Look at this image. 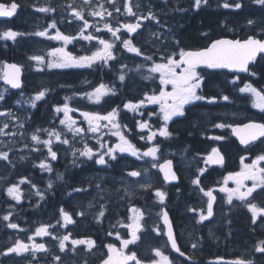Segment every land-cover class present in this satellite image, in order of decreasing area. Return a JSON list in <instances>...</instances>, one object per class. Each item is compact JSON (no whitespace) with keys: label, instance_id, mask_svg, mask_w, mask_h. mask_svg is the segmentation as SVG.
<instances>
[{"label":"flooded vegetation","instance_id":"flooded-vegetation-1","mask_svg":"<svg viewBox=\"0 0 264 264\" xmlns=\"http://www.w3.org/2000/svg\"><path fill=\"white\" fill-rule=\"evenodd\" d=\"M125 2L126 0H116L115 6L120 8V12L115 11V8L109 3V0H91L88 5V22L94 25V27L87 29V33L85 34L91 33L110 42L114 41L115 43V48L113 49V53L116 57L115 60L108 61L107 64L102 61L96 62L92 67H87L89 82L88 92H92L95 87H98L102 83L115 90L113 96L114 101L112 103L110 102L112 97H109L110 99L107 96L103 98L102 102L104 107L99 108L102 113L107 110H112L117 106L122 109L124 108L123 105H121L122 103H127L129 101L135 103L143 99L145 93L151 95L153 92H156L158 94L159 88L163 86L159 83V74L150 73V69L154 62H164L161 57L172 52H178L179 48H201L206 46L213 39L222 37L244 39L249 35H256L255 28L253 27L254 24L249 25L248 22L231 21L226 23L218 22V24H216L218 26L216 28H219L218 31H220V35L218 36H214L212 33L213 24L208 23H206L202 29H199L198 33L196 32L191 36L190 32L187 34L185 32L194 24V22L190 21L192 15L199 11L193 8V0H132L134 11L137 16H147L149 12H151L155 14L159 21V23H157L155 20H140L142 27L137 30L140 33L139 35L136 33L127 34L121 29L123 33L122 38L134 37L133 43L141 48L143 55L138 56L135 53H130L123 49L120 41L114 40L111 33H108L103 27L105 22H108L113 27H119L124 23L137 22L135 17L128 16L124 11L123 5ZM101 4H103L107 11L112 12L111 17L106 15L104 20H101L100 17L89 15L91 11L98 10ZM137 4L139 5L138 8L135 7ZM203 12H206V10L204 9ZM72 26L75 27L73 22ZM225 26L229 27L228 35L226 36L222 35V29ZM96 27H99L101 31L97 32ZM203 33H207V38L202 35ZM75 35L76 39L74 41L77 39L80 40L79 32H76ZM176 41H180L179 46L176 45ZM88 43L89 46L86 51L88 55H91L97 48L102 47L98 44L97 40L88 41ZM77 46L79 47L80 44L72 45L70 50L73 53L78 52ZM145 56H151L152 60H146ZM124 65H126V67H123ZM252 67L253 65H250L251 70L255 72ZM198 71L201 72V75L204 77L202 84L203 94L206 97H216V100L212 103L204 100L197 101L195 104L186 105L185 114L183 116L173 117V119L167 123L172 130L169 143L171 146L178 147L180 152H192L197 155L203 148L204 142L207 141V139H204L203 135L207 133H209V135L216 133L227 137V141L222 142L218 146H214L218 147L224 154L226 158L225 164L216 166L208 165L205 170L206 172L200 177V179L205 178V181H207L205 182L204 190H213L216 195V200L218 201V187L222 184V174L225 171L229 173L239 172L242 167V157L244 158L243 163H252L256 155L264 152V144L257 141L251 146L246 147L241 145L238 139L233 136L231 128L229 130H219L215 128L212 130L211 128L208 129L207 125L213 121L217 123H229V125L232 126L248 123L250 120L264 122V112L252 107L251 95L239 91L245 84L250 83L257 89L264 88V84L259 85V83L263 81L257 82L256 76H250L248 73H233L220 69L206 68L198 69ZM121 74L125 75V80L123 82L118 80ZM145 76H151L153 78L145 79ZM233 81H235V83H233ZM44 88H47V85H45ZM75 89L78 90L79 86ZM165 90L170 91L171 86H168ZM225 95L229 97V100L225 101L222 99ZM113 103L114 105L112 107ZM138 112L143 113V115L140 114L138 116L137 114L136 116H130L129 119L134 121V119L138 117L139 120L142 121H151L156 125H164V121L160 115L159 105L148 104L146 102L145 106L139 109ZM192 119L196 125H194V128H188L186 125L188 122L191 123ZM175 125L185 127L183 129L179 127L172 128V126ZM185 140L188 142L189 140H193L198 144L192 146L190 143H186ZM212 148L213 147L205 150L204 154L206 153V157L211 152ZM173 159L177 164L180 181L173 185H167L168 204L165 206L169 211L178 245L181 251L185 253V256L181 257L179 253L172 250L165 236L162 234L163 230H161V234H157V232L153 230L157 226L153 223V220L144 223L146 227L138 234L140 239L136 244L129 247V250L135 252L143 264H151V261L157 258L154 255V249L162 246V251L170 260L174 261V264H234V262L238 260L253 261L254 264H264V253L255 251V246L260 241H264V218H258L257 223L253 224L251 222V213L248 209L244 206H238L236 210H230L223 216L220 215L221 219L219 218L218 226L213 225L217 217L215 212H213L212 217L198 223L200 210L203 209L206 214V202L204 200L205 204L203 202L200 205L195 203L197 202V196L188 192L190 190L189 183L186 181L185 173L180 170L178 166L179 159L176 156H174ZM65 163H71L72 166L74 164L72 162H63L62 160H57L53 164L56 165L58 169H62ZM261 166H264V163H262ZM58 174L62 175L60 172H58ZM56 180L58 185L62 184V179H58V176ZM252 183L253 182L250 180L245 182L247 187H251ZM230 185L233 188L236 187L233 181H231ZM73 187L74 184L72 185V190ZM155 188H161L160 184L155 185ZM244 190L246 189H242V191ZM62 192V187H58L57 202L61 205L58 215H56L60 221L58 225L61 227L63 224L62 217L60 216L61 208L72 215L75 223L67 225V227H71L70 230H66L65 227H62V234L58 231L56 232V237H62L65 234L71 233V238L75 239L92 238L95 240L96 246L91 251H86L85 245H79L76 247L75 251H72L71 243L68 241L66 242L68 243L67 249L61 252L59 244L53 246L50 245L48 241L46 242L34 236L33 240L25 241V243L30 245L33 242L43 243L48 249V252H37L35 259H33L32 256L21 257L20 259L13 256V264H101L103 259L107 256L108 249L106 246L108 244H113L119 248V245H121L120 242L112 239L111 235H107L109 232L114 233L116 231L115 228L111 229L107 220L104 221L105 230H102L103 228L100 226L102 223L101 221L96 224L92 223V230L81 233L79 228L81 222L75 212L74 201H71L72 192L67 195L64 201L66 206L63 203ZM249 200L264 206V192L257 189ZM183 201L190 209L197 210L186 211V208L182 205ZM239 209H243V212H240ZM47 216L48 215L45 214L42 217L44 218ZM237 221L246 223L247 228L243 227L242 230L237 228L235 226V222ZM227 225L230 226L229 230L225 229ZM55 226L57 227V225ZM240 237L242 238L241 240ZM228 242L231 243L229 246L228 244L224 245ZM193 243L197 245L196 248H192ZM57 255L61 257L60 262L54 261V257ZM0 264H4V262L0 260Z\"/></svg>","mask_w":264,"mask_h":264},{"label":"snow or ice","instance_id":"snow-or-ice-1","mask_svg":"<svg viewBox=\"0 0 264 264\" xmlns=\"http://www.w3.org/2000/svg\"><path fill=\"white\" fill-rule=\"evenodd\" d=\"M91 0H85V3H90ZM253 2L257 5L264 6V0H253ZM109 3L115 8L116 12H120V8L116 7V0H109ZM208 0H193V8L199 10L202 5H207ZM223 8H233L240 9L243 5L238 2V0H233L232 3H229L228 0L222 5ZM20 5L16 2V0H9V2L5 3L0 0V17H13ZM135 7H139V5H135ZM68 8L71 9V15L74 19L78 21H82V26L79 28V37L83 40L92 41L97 40L98 44L102 47L97 48L96 51L92 52L91 55H83V56H75L71 52H68L65 47L53 48L48 53V56L52 59L46 63L47 68H85L92 67L96 62L102 61L107 64L108 61L115 60L116 57L113 53V49L115 48L114 41L110 42L106 39L97 37L91 33L85 34L86 30L90 27H94V25L89 24L88 20L85 18L82 10H78L74 8L71 4L68 5ZM124 11L128 16L135 17V23H124L119 27H113L108 22L104 23V30L108 33H111L114 40H119L122 44L123 49L127 50L130 53H135L136 55H143L141 48L137 47L133 43L134 37L130 38H122L123 33L121 29H123L127 34L136 33L139 35L140 33L137 31L142 27L140 20H155L159 23L157 17L154 13L149 12L147 16H137L134 11V5L132 0H126L123 5ZM39 12H54L55 9L52 7H39L36 9ZM89 15L93 17H100L101 20H104L105 16H112V12L107 11L104 8L103 4L99 6L98 10H93L89 13ZM255 22L252 20L248 21L249 25H253ZM51 29H55V34L49 36L47 29L44 31H37L35 33H29L30 35L47 37L48 39H53L57 41H63L64 45H68L73 43L76 39L75 36L65 35L62 33L56 25V22L53 21L49 26ZM96 31L100 32L101 29L96 27ZM119 33V35H118ZM25 35L22 32H17L12 29H6L0 31V40H11L16 41L18 36ZM202 35L207 38V33H203ZM180 41H176V45L179 46ZM260 60H264V28H261L260 35H249L244 39H213L206 46H203L198 49L191 48H179L178 52H172L161 59L164 62L153 63L150 73L159 74V83L161 88L158 90V94L153 92L151 95L148 93L144 94V98L133 103L131 101L125 103L123 107L129 111L137 112L139 109L145 106V103L148 104H157L160 106V115L164 121V125L157 129V131L151 132V134L147 137L149 141L155 139L157 135L161 137L168 138L172 135V133L168 130L167 123L173 119V117L183 116L185 114V106L189 104H195L197 101L207 100L209 103L215 102L216 97H206L202 92V84L204 81V77L201 75V72L198 69L206 68V69H227L229 72L233 73H248L250 76H256L257 73L253 72L250 68V65H254L257 62V58ZM30 60L36 61L39 65H45V57L41 55H34L29 57ZM146 60L151 61V56H145ZM123 67H126L124 65ZM38 70H43L42 68ZM22 74V66L17 64H8L5 63L0 66V79L4 81L5 84L10 85L13 89H22L23 83L21 80ZM145 79L153 78L151 76H145ZM238 79V77H237ZM119 80L123 82L125 80V75L121 74L119 76ZM235 83V81H233ZM171 86V90L167 91L165 89ZM61 87H64L61 85ZM7 89H4L3 92H0V101L5 99L4 92ZM50 89L44 88L41 91H38L29 101L32 107H36V102L41 101L45 98ZM239 91L241 93H249L252 97V107L259 109L261 112H264V88L257 89L252 84H245L243 88H240ZM115 94V90L113 88L108 87L105 84H100L98 87H95L92 92L84 93V97L89 101L99 104L103 97ZM72 97H65V103L62 106L57 105L54 106V110L56 113H63V119L60 120V124L64 125L69 133L73 134V137L77 135L83 134L85 131L91 133H99L102 128H107L109 125L111 126V135L116 136L118 138V143L114 146L105 147L103 143L100 144V149L94 151L92 147H89L87 143H84L82 149H73L72 155L74 157L73 163H76V160L80 157L87 158L88 160H94L96 164L99 165H108L110 160L117 159V153H128L129 155L140 159L142 157H152L153 160H157V153L160 151L158 145L147 148L143 153L140 152L139 149L126 137V135L121 131V128H126L127 125H121L119 122V106L113 108L111 111H108L105 114H100L98 112H89L84 111L81 115L84 117L87 122V129L77 127L76 121L71 117L70 113L76 111L77 109H73L69 106L67 101H70ZM223 100H229L228 96H223ZM143 115V113H140ZM155 114V113H152ZM11 116L12 113L10 111H0V116ZM105 122V123H101ZM141 130L149 128V124L147 121L138 122L137 125ZM217 128H231V132L234 136H236L241 145L246 147L251 146L255 142L259 141L264 144V122H256L249 121L248 123H241L235 126L227 125V124H216L214 125ZM8 124H4L3 127H0V134H5L4 129L8 128ZM23 127V125H21ZM46 131L48 135V139H41L39 135L36 133L32 134L31 140L35 142L36 145H42L47 148V156L44 160H41L39 164V168L43 171L52 172L53 169L49 162V158L51 161L57 160V151L53 150V137L56 141L62 144H69L68 139H62V134L60 132L47 131L37 129V132ZM14 135V134H13ZM144 139L143 136L140 137ZM215 140H223L225 137L216 136L213 137ZM99 142V141H98ZM35 151L40 152L42 148L37 147ZM78 153V156H77ZM106 157L108 159H106ZM0 159L8 160L7 152H0ZM23 160L24 157H21ZM223 156L220 154L218 148L213 147L211 152L207 155L206 160L204 161L207 165H222L223 164ZM244 158H241L242 167L239 172L229 173L224 178V185L220 188V191L226 194L227 203L232 204L233 200H239L243 206H245L248 211L251 213V222L253 224L257 223L258 218H264V206L258 205L255 202L249 200L252 197V194L260 189L261 192H264V166H261L264 163V152L255 156L252 163L245 164L243 163ZM153 168H159L160 172L163 173V180L165 182H171L178 179L175 172L172 171V161L165 160L163 164L152 163ZM206 169H199L200 175H203ZM147 172V169H145ZM129 176L139 177L141 175L140 171H131L128 173ZM58 179H62L61 176L58 175ZM231 180L235 183V188H228L227 183ZM252 181V186L247 187L245 182ZM31 183L27 178H24L20 181V183ZM192 183L199 187L200 185V177L197 176ZM32 187H36L32 185ZM52 187V182L49 181V188ZM99 187V185H97ZM142 188H150L151 185H141ZM242 189H246L242 191ZM84 189H73V191H83ZM203 195L207 197L206 201V214L203 209L200 210V214L198 217V223L207 220L208 218L213 216V204L216 200V197L213 195V190L209 189L205 191L203 188H199ZM8 197L16 202H20L22 198V193L19 188V185L13 184L12 186L6 189ZM38 196H41L43 199V194L37 191ZM155 196L158 198L159 203L163 206L166 201L167 193L161 189L155 190ZM91 206V205H90ZM103 207V206H102ZM130 211L133 213L132 216L127 219L130 220V223L121 224V227L127 229L128 239H121L119 232L116 233L117 239L121 240V246L117 248L113 244H108L106 247L108 249L107 257L102 261V264H143V262L137 257V254L133 251L129 250V245H134L140 239L138 235L141 231L146 227L143 220V213L132 207ZM190 211H196L195 209H190ZM78 215H83V212L77 213ZM10 213L3 216L4 221H10ZM158 217L162 220L163 225L166 228V231H163V235L167 236V243L171 245L172 250L179 253L181 257L185 256V253L181 251L180 246L178 245L177 238L174 234L173 225L169 218V214L162 207L161 212L157 214ZM60 216L62 217L63 224L62 227H67L69 224H74L75 221L71 214L66 212L63 208L60 209ZM99 217L104 216V211H100L98 213ZM57 224H60V221H57ZM8 228L17 229L19 226L16 223L9 222L7 224ZM55 227L53 225H41L35 230V236H50L52 233L49 231V228ZM115 227V226H113ZM157 234H161V229L159 225H157L154 229ZM112 232H109L108 235H112ZM59 241V249L61 252H64L67 248L66 242L70 241L72 246V251L76 250V247L79 245H85L88 251H91L95 246L96 242L92 238H82L75 239L71 238V233L65 234L62 237H54ZM29 240H33V237H28ZM197 245L195 243L192 244V248H196ZM127 250V251H126ZM255 251L264 253V241H260L255 246ZM37 252H48L45 244L43 243H32L27 244L22 240L17 239L12 246L7 248V251L4 253H0V255H8V254H16L23 255L25 253L31 254L33 259L36 258ZM154 255L158 259H153L151 264H174L173 260H170L167 255L164 254L159 248L154 249ZM54 261L60 262L61 257L55 256ZM234 264H254L253 261H242L238 260L234 262Z\"/></svg>","mask_w":264,"mask_h":264},{"label":"rangeland","instance_id":"rangeland-1","mask_svg":"<svg viewBox=\"0 0 264 264\" xmlns=\"http://www.w3.org/2000/svg\"><path fill=\"white\" fill-rule=\"evenodd\" d=\"M229 1V0H228ZM18 3L21 4L22 8L20 9V12L18 13L16 20L17 22L15 24H12L11 21H0V31L6 30V29H12L17 32H22L25 35L23 37H26L29 46L28 48V56L25 57V59H22L21 61L17 62L19 63L22 68H26L27 73V81L29 82V86L33 87L34 90H36L33 93L28 92H18L16 95V98L11 99V107L6 106H0V111H10L12 113L11 116H0V127H3L4 124H8L9 127L4 129L5 134H0V152H7L8 153V160H2L0 159V169H6L9 167L10 161L25 157L30 154L34 155V161L39 166L41 160H44L47 156V148L43 147L42 145H36L34 141L31 140L32 134L36 133L41 137V139H48V135L46 131H40L37 132V129L41 130H47V131H53L60 132L62 134V139H68L69 144H62L55 140L53 137V150L57 151V160H62L63 162H72L74 160V157L72 155L73 149H82L84 146V143H87L89 147H92L94 151L100 149V144L103 143L105 147L108 146H114L116 143H118V138L116 136L111 135V126L109 125L107 128H102L99 133H91L85 131L81 135H77L73 137L72 133H69L64 125L60 124V120L63 119V113H56L54 111V118L49 121L48 123H52V127L42 126L39 125L37 128L34 129V131L30 134H24L23 133V127L25 124V118L32 113L33 110H35L36 107H32L31 103L29 102L31 98L38 92L44 89V85L53 82L55 80H51L49 78L58 79V80H65L68 84L63 85L64 87H60L62 89L65 88H71L75 85L77 86H84L87 87L88 77L86 79H81L79 76L77 77V80H73L76 77L77 72L79 71H87V67L85 68H47L46 63L51 60L52 58L48 56V53L53 48H60L65 47V49L68 50V52H71L75 56H83L88 55L86 53L89 43L87 40H83L80 38V40L73 41V43H70L68 45H64L63 41H57L53 39H48L47 37L42 36H36V35H30L29 33H35L37 31H44L47 29L48 35H54L55 29H51L48 26L50 24H47V26H44L41 22V16L45 14V12H39L36 9L39 7H51L52 5L60 8L61 4L63 6V12H60L59 15V24L65 29L62 31V29H59L62 33L65 35H72L75 36L76 32H79V28L82 26V21H78L74 19L71 15V9L68 8V5L71 4L74 8L78 10H82L84 13L85 18L88 20V5L89 3H85V0H17ZM228 9V8H227ZM59 10V9H58ZM247 21V20H246ZM72 22L75 25L72 26ZM20 24V25H19ZM73 27V28H72ZM75 30V32H74ZM87 33V30L86 32ZM16 41L17 42L18 38ZM54 44V45H53ZM78 45L80 46L78 48V52H72L69 47L72 45ZM31 45V46H30ZM53 45V46H52ZM26 52V53H27ZM34 55H41L45 57V65H39L36 61L30 60L29 57ZM6 60L0 61V66L3 65V63ZM42 68L43 70H38ZM41 74L45 73L41 79V81L35 80L34 74ZM81 73V72H80ZM82 75V74H80ZM119 80V79H118ZM120 81V80H119ZM34 83L32 86L31 84ZM74 83V84H72ZM4 89H7L6 92H4V96L8 94H11L10 89H8L1 81L0 79V92H3ZM89 90L83 91V92H75L74 94L70 95L72 99L70 101H67L69 103V106L73 109H77L76 111H73L70 113L71 117L76 121V126L87 129L88 125L85 121L84 117L81 115L84 111L89 112H98L100 114H105L108 111L102 113L99 108H103V98L99 104L93 103L86 99L84 97V93H88ZM114 95H107V97H112L110 102L112 103L114 101ZM110 99V98H109ZM3 101H0V105ZM39 101L36 102V104ZM64 102L58 104L60 106L63 105ZM125 103H122L121 105H124ZM114 103L112 104L113 107ZM257 109V108H256ZM139 111V110H138ZM132 112L127 109L122 108V111L120 110L119 114V122L120 124L127 125L126 128L122 127L121 131L126 135V137L131 141V137L133 140L138 141L137 145L136 143L132 142L137 149L140 150L141 153L147 150L149 147L157 146L159 147L160 151L157 153V160H153L152 157H142L140 159H137L136 157H133L129 155L128 153H117V159L116 160H110L108 165H99L94 162V160H88L87 158L80 157L79 159H83V164L89 165V161L93 163V170L92 171H86L82 170L79 171L80 168L83 166V164L79 166V170L76 167V170H78V178L77 181L74 182L73 189H84L83 191H73L72 190V198L71 201H74V208L75 212L80 213L83 212L84 214L78 215V219L81 222L79 228L81 233H86V231L92 230V222L95 223L98 221H102L103 219H106L109 225L111 226V229L115 228L116 231L111 235V238L114 240H117L121 244V240L117 239L116 233L119 232L121 239H128L129 236L127 235V229L124 227H121V224H127L130 223V220L127 219L128 217L132 216L133 213L130 211L132 207H135L139 209L143 213V220L142 223H145L147 221L153 220V223L156 225H159L160 229L162 230V225L160 223V218L158 217V213L161 212V209L163 206L167 205L168 200L165 201V204L162 206L158 198L155 196V189H152L150 191L151 195L153 194V199L150 200L148 203H145L143 201V193L147 188H142L141 185H157L162 184V180L159 176L158 169L153 168L151 165L152 163H160L164 159L168 157L176 156L178 157V166L180 170H182L185 174L186 181L189 183V188L191 194H195L197 196V203L198 205L202 204L205 200H207V197L203 195V192L199 190V188H205V178L200 179V185L199 187L197 185H194L192 181L197 177H201L199 173V169H206L208 166L204 161L206 160V156L204 154L205 150L207 148H211L214 146H218L222 142L227 141V137L223 140H215L213 137L216 136H222L220 134H210L207 133L203 135L204 139H207L206 142L203 144V148L201 149L200 153L197 155H187L186 152H180L179 148L176 146H171L162 144L164 142L170 141L171 136L168 138L161 137L157 135L155 139L152 141H149L147 137L151 134L153 131H157L158 128L162 127L161 125L153 124L151 121H147L149 124V128L141 130L137 125L138 122H144L142 120H139V118L134 119V121H131L129 118L130 116H138L141 112ZM128 114V115H127ZM193 119L186 125L188 128H194V122ZM47 123V124H48ZM105 123V122H101ZM216 124H222L217 123L216 121H213L207 125V128H211L212 130L219 129V130H225L226 128H217L214 125ZM229 125V123H223ZM23 125V127H21ZM168 130L172 133V130L169 125H167ZM180 128L183 129L185 126H172V128ZM175 132V131H174ZM14 134V135H13ZM143 136L144 139H141L140 137ZM224 137V136H223ZM99 141V142H98ZM159 143V144H158ZM37 147L42 148V151L37 152L35 149ZM204 154V155H203ZM38 156V157H37ZM78 156V153H77ZM76 160V163L78 160ZM106 159H108L106 157ZM55 161H51L49 158V162L52 166V164ZM193 167L195 170V176H190L189 169ZM83 168V167H82ZM145 169H147V172H145ZM131 171H140L141 175L139 177H132L129 176L128 173ZM46 174L45 177H50L47 174H50L51 172L47 171H41ZM206 171H204L205 173ZM203 173V174H204ZM228 171H225L222 175L223 178H221L222 184L218 187L219 191V197L218 201H215L214 204V212L217 214V217L213 223L214 226L219 225V218L221 219L220 215H224L225 213H228L230 210H236L237 207H243L241 202L239 200H233L232 204L227 203V197L226 194L220 191V188L225 186L224 185V178L228 175ZM55 176V175H54ZM53 176V178H54ZM22 179H20L16 184L19 185V188L22 193V198L19 203H21L26 197H29L31 194L32 197H39L36 193L39 191L38 186L31 182V183H20ZM54 182L55 180H52ZM229 183V184H228ZM227 183L228 188H233L230 183L231 180H229ZM32 185H35L36 187H32ZM99 185V187H97ZM235 188V187H234ZM160 189V188H158ZM162 190V189H161ZM208 189H205L207 191ZM167 193V190H163ZM35 193V195H33ZM41 193V191H40ZM7 202L6 207L3 209V213H0V216L3 219V216L6 214L10 215V221H4L7 228V236L3 240V243L0 245V253H4L7 251V248L9 246H12L14 242L19 239L23 242L30 241L28 237H34L35 236V230L40 227L41 225L45 224H39L34 228L32 232H26L27 229L23 228L22 226L18 225L19 227L17 229H11L7 227V224L9 222L18 224L17 221V213L15 212L16 205L19 204L15 200H12L10 197H8L7 192ZM167 198V197H166ZM204 202V204H205ZM217 202V203H216ZM91 205V206H90ZM182 205L186 208L185 210H190L188 205L183 201ZM196 205V206H198ZM216 205V206H215ZM103 206V207H102ZM245 207V206H244ZM108 208L115 211H108ZM197 210V209H196ZM100 211H104V216L99 217L98 213ZM48 218L56 219V210H53L52 212H47ZM54 223L51 222L50 225ZM160 223V224H159ZM151 224V223H150ZM57 227L54 229L49 228V231L52 233L50 236H36L38 238H41L44 241H48L50 245H57L59 244L58 239H55L56 232L60 231V234H62V226L59 227L58 224H56ZM115 226V227H113ZM66 230H70L71 227H65ZM25 231V232H24ZM108 235V233H107ZM60 237V236H59ZM68 247V243H66ZM121 245H119L120 247ZM133 245H129L131 247ZM67 249V248H66ZM159 249L162 251L163 246L159 247ZM86 251L87 247H86ZM165 254V253H164ZM166 255V254H165ZM13 256L17 259H20L21 257H29L31 254L25 253L23 255H16V254H8V255H0V260L4 262V264H13ZM157 259V258H156Z\"/></svg>","mask_w":264,"mask_h":264},{"label":"trees","instance_id":"trees-1","mask_svg":"<svg viewBox=\"0 0 264 264\" xmlns=\"http://www.w3.org/2000/svg\"><path fill=\"white\" fill-rule=\"evenodd\" d=\"M2 1L9 2V0ZM224 2L225 0H208L207 5H202L199 11L196 14L194 13V15H192L190 21L194 22V24L192 27H189L185 33L187 34L190 32L191 36H193L196 32H199V29H202V27H204L205 24L208 23L213 24L212 33L214 34V36H218L220 35V31H218L219 28H216L218 27L216 25L218 24V22H248L249 20H252L255 22L253 27L255 28L256 35H260L261 28H264V6L255 4L253 0H238V2L242 3L243 5L240 9H225L222 6H219L222 5ZM228 2L232 3L233 0H229ZM204 9L206 10V12H203ZM53 21L56 22L57 28L59 29L60 20L55 12L53 14L48 12L41 16V22L44 26H47V24H51ZM11 22L12 24H15L17 20L13 19ZM260 25H262L263 27ZM222 30V35H228L229 27L225 26ZM28 46V41L26 37L23 36H20L17 42H13L11 40H0V61L12 60L15 62H19L22 59H25V57L28 56ZM252 68L257 73V82H264V60H260L259 58ZM43 75L44 73H35V80H43ZM78 76L81 79H86L88 77V71L77 72L76 77L73 80H77ZM49 79L55 81L46 84L47 88H49L50 91L47 93L44 99H42L36 104L35 110H33L32 113L25 118V124L23 127L24 134L28 135L32 133L34 129L37 128L39 125L52 127V123L48 122L54 118V106H57L58 104L64 102L66 96L70 97V95L74 94L75 92H83L88 90L87 87L84 86H80L78 90H74V88H77V85L73 86L74 88L71 87L62 89L60 85L68 84L65 80H57L53 78ZM263 82L259 83V85H263ZM29 85L30 84L27 81V75L25 74V83L22 92L33 93L36 91L33 89V87ZM31 85L33 86L34 83H32ZM15 97L16 93L12 92L11 94H8L0 106L11 107V99ZM119 110L122 111L121 108H119ZM131 141L139 145L138 141L133 140L132 137ZM185 142L188 144L190 143L192 146L198 144L196 141L193 140H189V142L185 140ZM33 156L34 155H28L25 156L23 160L20 158L14 161H10L9 167H7L6 169H0V213H3V209L6 207V189L12 186L13 184H16L20 179L27 178L29 181L35 183L39 188V192L41 191V193L43 194V199H41V196L36 198V196L32 197V195L30 194L29 197H26L22 203L16 205L15 212L20 216V224L24 228L29 230L33 229L35 224L42 221V216L45 215L47 212H52L53 210H57L58 212V209L61 205H59V202H57V188L62 187V198L64 203L67 195L72 190L73 183L77 181L79 166L80 164L82 165L84 162L83 159H79L76 164H73V166L72 164H64L65 166H63L62 169H58L56 165L52 166L54 174H57L58 172L62 174V184L58 185L57 180H55L54 182L51 181V178L53 177H51L49 174L47 175H49L50 177L47 178L45 177V173L44 175L42 174L43 172H41L42 170L35 163V159ZM76 167L78 168V170H76ZM82 167L79 171H92L93 163L90 161L89 165L83 164ZM49 181L52 182L51 188H49ZM151 196H153V194L151 195L149 190V192L146 194V198H149ZM64 205L66 206L65 203ZM108 211L112 210L108 209ZM239 211L243 212V209H239ZM104 221H106V219H103L102 223L100 224V226L103 228L102 230L106 229V227H104ZM92 223L94 224V221ZM5 224L6 223L2 220V217L0 216V245L3 243V241L1 240L4 238V235L7 236L8 234ZM235 226L241 230L243 229V227L247 228L246 223H243L241 221L235 222ZM225 229L229 230L230 226L227 225ZM241 239L242 238L240 237V240ZM227 244L229 246L231 243L228 242L224 245Z\"/></svg>","mask_w":264,"mask_h":264},{"label":"water","instance_id":"water-1","mask_svg":"<svg viewBox=\"0 0 264 264\" xmlns=\"http://www.w3.org/2000/svg\"><path fill=\"white\" fill-rule=\"evenodd\" d=\"M19 9V8H18ZM18 11V10H17ZM17 13V12H16ZM16 15V14H15ZM15 15L13 16V17H11V18H8V17H0V20H9V19H12V18H14L15 17ZM222 38H224V39H232V38H229V37H222ZM218 39H221V38H218ZM236 39H239V38H236ZM5 63H8V64H17L16 62H14V61H6ZM4 63V64H5ZM18 65V64H17ZM220 70H225V71H228L227 69H220ZM229 72V71H228ZM21 80H22V83H23V70H22V74H21ZM2 82L4 83V81L2 80ZM5 84V83H4ZM6 86H8V87H10L11 88V86L10 85H7V84H5ZM11 89H13V88H11ZM14 90H18V89H14ZM234 136V135H233ZM234 137H236V136H234ZM237 138V137H236ZM238 139V138H237ZM239 141V140H238ZM244 146V145H243ZM220 154L223 156V154L220 152ZM223 158H224V156H223ZM166 160H171L172 161V171L173 172H175L176 173V175H177V177H178V174H177V172H176V170H175V168H174V164H173V160L172 159H166ZM165 162V160L164 161H162L160 164H163ZM223 162H224V159H223ZM159 169V168H158ZM160 171V170H159ZM160 174H161V176H162V179H163V173L162 172H160ZM165 182V181H164ZM179 182V177H178V179L177 180H175V181H171V182H165V183H167V184H173V183H178ZM214 195V194H213ZM215 196V195H214ZM214 204H215V201H214ZM214 204H213V209H214ZM164 210H166L165 208H164ZM167 211V210H166ZM168 212V211H167ZM169 214V213H168ZM169 218H170V216H169ZM171 220V219H170ZM162 221V220H161ZM162 224H163V222H162ZM173 225V224H172ZM164 226V225H163ZM164 230L166 231V228H165V226H164ZM173 230H174V228H173ZM175 234V233H174ZM166 236V235H165ZM166 238H167V236H166ZM170 245V244H169ZM171 246V245H170ZM106 259V258H105ZM102 264V263H101Z\"/></svg>","mask_w":264,"mask_h":264}]
</instances>
